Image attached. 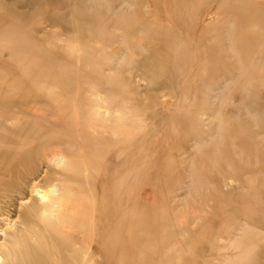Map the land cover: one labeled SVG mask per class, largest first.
I'll return each mask as SVG.
<instances>
[{"label":"bare ground","instance_id":"bare-ground-1","mask_svg":"<svg viewBox=\"0 0 264 264\" xmlns=\"http://www.w3.org/2000/svg\"><path fill=\"white\" fill-rule=\"evenodd\" d=\"M16 2L24 10L0 0V264H167L180 228L161 199L142 205L136 185L142 108L167 94H142L133 77L175 88L178 104L194 99L138 40L152 28L145 4ZM201 108L209 125L231 110Z\"/></svg>","mask_w":264,"mask_h":264},{"label":"rangeland","instance_id":"rangeland-1","mask_svg":"<svg viewBox=\"0 0 264 264\" xmlns=\"http://www.w3.org/2000/svg\"><path fill=\"white\" fill-rule=\"evenodd\" d=\"M137 2L153 21L138 40L161 53L158 71L181 74L182 98L194 99L178 104L175 88L159 89L139 71L133 77L142 94H167L160 107L142 108L136 146L139 201L161 199L180 228L167 264H264V0ZM166 5L182 12L172 17ZM203 102L231 108L225 122L209 125Z\"/></svg>","mask_w":264,"mask_h":264}]
</instances>
